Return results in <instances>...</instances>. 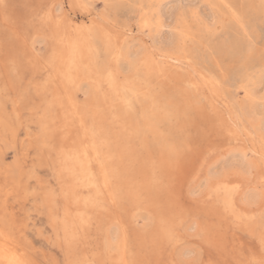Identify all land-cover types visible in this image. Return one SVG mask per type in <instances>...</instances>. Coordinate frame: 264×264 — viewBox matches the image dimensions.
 I'll return each mask as SVG.
<instances>
[{"label":"rangeland","instance_id":"rangeland-1","mask_svg":"<svg viewBox=\"0 0 264 264\" xmlns=\"http://www.w3.org/2000/svg\"><path fill=\"white\" fill-rule=\"evenodd\" d=\"M263 1L0 0V241L26 264L264 260V200H256L264 192ZM71 38L87 49L89 75L63 84L55 53ZM144 49L173 57L186 79L148 87ZM111 79L135 86L131 108L120 109ZM145 93L160 107L143 102ZM66 124L88 147L101 145L91 171L105 166L108 149L122 155L106 192L81 175L71 182L61 154ZM120 238L121 249L108 253Z\"/></svg>","mask_w":264,"mask_h":264},{"label":"bare ground","instance_id":"bare-ground-1","mask_svg":"<svg viewBox=\"0 0 264 264\" xmlns=\"http://www.w3.org/2000/svg\"><path fill=\"white\" fill-rule=\"evenodd\" d=\"M74 1H78V0H74ZM264 2V1H263ZM62 5H63V3H61ZM61 5V6H62ZM55 16V15H54ZM69 17V16H68ZM53 18V17H52ZM54 19V18H53ZM52 21V20H51ZM47 22V21H46ZM66 22L68 23V21L66 20ZM48 23V22H47ZM63 25H66V24H63ZM57 26V25H56ZM67 26V25H66ZM65 26V27H66ZM44 28V27H43ZM57 28V27H56ZM93 28H94V26H93ZM90 29L89 30V34L90 35H92V36H100L97 32H96V30L95 29ZM67 29V28H66ZM41 31V30H40ZM53 32H54V35H55V30H52ZM186 34V33H185ZM188 34V33H187ZM54 37H56V36H54ZM100 37H102V36H100ZM103 38V40L105 41V43H106V46L107 47H110L111 46V43H110V40L106 37V38H104V37H102ZM120 38V37H119ZM83 39V38H82ZM56 41V40H55ZM138 41V40H137ZM53 42V41H52ZM129 43V42H128ZM52 45V44H51ZM114 45V44H113ZM60 47H58L57 48V51H56V53H55V57H56V60H57V72H58V74H59V76L60 77H62L61 78V80H62V82H63V84H66L67 83V81H69V79L70 78H73V79H75V80H78L79 78H84V77H87L88 75H89V73H88V64H89V58L87 57V52H86V47H84V45H82V43L80 42V40H76V39H74V38H71V39H68V40H66V42L64 41V42H62L61 41V43H60V45H59ZM125 46V45H124ZM124 46H122L123 48H124ZM113 47V46H112ZM182 47V46H181ZM152 48V47H151ZM126 49V48H125ZM131 49V48H130ZM142 49H143V47H142ZM121 50H123V49H121ZM127 50V49H126ZM29 51V50H28ZM125 51V50H124ZM143 51V50H142ZM144 51H145V49H144ZM125 52H128V51H125ZM125 52H123V53H125ZM154 52V51H153ZM26 53V52H25ZM122 53V54H123ZM131 53V52H130ZM158 53V52H157ZM156 52H155V54L154 53H148L147 51H145V53H144V55H142V56H145V65H146V76H147V82H148V87H151L152 85H153V83H154V81H157V80H159V79H164V78H169V79H172V80H176V81H179L180 79H181V81L183 80V79H186V76H187V72H185V74L186 75H183V73L181 72L182 71V69H181V67L180 66H178V65H176L175 63H177V62H174L173 63V61H174V58L173 57H171V56H162V55H160L159 53V55L157 54ZM32 54V53H31ZM143 54V53H142ZM140 55L141 54H139V57H140ZM123 56V55H122ZM96 57V56H95ZM138 57V58H139ZM36 58V57H35ZM43 58V57H42ZM137 59V58H136ZM176 59V58H175ZM119 60V59H118ZM140 60V59H139ZM138 60V61H139ZM136 61V60H135ZM176 61H178V60H176ZM179 61H181V60H179ZM120 63V62H119ZM132 63V62H131ZM179 63V62H178ZM39 64V63H38ZM180 64H183V62L181 63L180 62ZM184 64H186V63H184ZM183 64V66H186V65H184ZM2 65V64H1ZM131 65V64H130ZM5 66V65H4ZM10 66V65H9ZM110 66V65H109ZM11 67V66H10ZM40 68V67H39ZM99 68V67H98ZM105 68H107V67H105ZM130 68H131V66H130ZM183 68V67H182ZM13 69V68H12ZM30 69V68H29ZM29 69H28V71H29ZM103 69V68H102ZM186 69V68H185ZM184 69V70H185ZM188 69V68H187ZM115 70V69H114ZM121 70V69H120ZM189 70V69H188ZM13 71V70H12ZM51 71V70H50ZM49 71V72H50ZM99 72V71H98ZM124 72V71H123ZM13 73V72H12ZM115 73V72H114ZM51 74V73H50ZM91 74V73H90ZM105 74H106V72H105ZM59 76H58V79H59ZM97 76V75H96ZM131 77V76H130ZM28 79V78H27ZM98 79V78H97ZM52 80V79H51ZM188 80H189V77H188ZM199 80V79H198ZM2 81H3V79H2ZM1 81V82H2ZM7 81V80H6ZM59 81V80H58ZM6 84V83H5ZM11 84H12V82H11ZM56 84L58 85V83L56 82ZM60 85V84H59ZM83 85V84H82ZM81 85V86H82ZM111 85H112V89H113V92L115 93V95H116V97L118 98V99H122V105L120 106V109H122V110H124V109H126V108H131L132 106H133V104L131 103V98H130V94L131 93H133L134 92V88H135V86H132V87H126V86H123V85H120V84H118L117 83V81H115V80H112L111 79ZM168 85H169V83H168ZM191 85V84H190ZM15 86V85H14ZM84 86V85H83ZM83 86H82V88L81 89H83ZM105 86H106V84H105ZM8 87V86H7ZM80 87V86H79ZM166 87V86H165ZM164 86H163V88H165ZM181 87H182V85H181ZM187 87V86H186ZM191 87V86H190ZM57 88H58V86H57ZM188 88V87H187ZM65 89V88H64ZM80 89V90H81ZM157 89V88H156ZM169 89V88H168ZM194 89V88H193ZM207 89V88H206ZM14 90H15V88H14ZM55 90V89H54ZM60 90V89H59ZM145 90V89H144ZM188 90V89H187ZM186 90V91H187ZM209 90V89H208ZM84 91H85V89H84ZM195 91V90H194ZM62 92H63V90H62ZM137 92H140V90H137ZM191 92V91H190ZM59 93H60V91H59ZM85 93V92H84ZM158 93V92H157ZM175 93V92H174ZM178 93V96H179V92H177ZM106 94V93H105ZM195 94H197V93H195ZM63 95V94H62ZM75 95V94H74ZM5 96V95H4ZM39 96V95H38ZM77 96V95H76ZM108 96V95H107ZM143 96H144V99H143V102L145 101L147 104H150L151 106H156V107H160V102L157 100V99H153L151 96H150V94L149 93H145V94H143ZM196 96H199V95H196ZM201 96V95H200ZM169 97V96H168ZM167 97V98H168ZM199 98V97H198ZM67 99V98H66ZM76 99V98H75ZM189 99H192V98H189ZM175 100V99H174ZM188 100V99H187ZM100 99L99 98H95L94 99V101L91 103V106L93 107V109H94V111H95V116L96 117H98L99 115H100V109H101V106H100ZM170 101V100H169ZM186 101V100H185ZM191 101V100H190ZM199 101V100H198ZM202 101V100H201ZM200 101V102H201ZM207 101H208V99H207ZM22 102V101H21ZM61 102V101H60ZM68 104H70V105H74V102H73V100H72V97H68ZM103 102V101H102ZM176 102V100L174 101V103ZM205 102V101H204ZM62 103V102H61ZM199 103V102H198ZM203 103V102H202ZM207 103V102H206ZM63 104H65V103H63ZM204 104V103H203ZM37 105V104H36ZM177 105V104H176ZM195 105V104H194ZM42 106V105H41ZM78 106V105H77ZM136 106V105H135ZM164 106V105H163ZM207 106H208V104H207ZM73 107H75V105L73 106ZM184 107V106H183ZM70 108V107H69ZM148 108V107H147ZM151 108V107H150ZM177 108V107H176ZM217 109L219 108V107H216ZM16 110V109H15ZM141 110V109H140ZM143 110V109H142ZM150 110V109H149ZM221 110H223V109H221ZM41 111V110H40ZM93 111V112H94ZM150 111H152V109L150 110ZM181 111V110H180ZM205 111V110H204ZM56 112H57V110H56ZM61 112H62V110H61ZM160 112V111H159ZM172 112V111H171ZM207 112H209L210 113V111H207ZM218 112H219V110H218ZM222 111H220V113H221ZM227 112V111H226ZM225 112V113H226ZM229 112V111H228ZM139 113V112H138ZM151 113V112H150ZM20 114V113H19ZM72 114V113H71ZM146 114V113H145ZM29 115V114H28ZM208 115V114H207ZM41 116V115H40ZM84 116V115H83ZM173 116V115H172ZM208 116H213V115H208ZM227 116H228V114H227ZM226 116V117H227ZM1 117V116H0ZM58 117H60L61 118V116H58ZM57 117V118H58ZM77 117V116H76ZM79 117V116H78ZM177 117V116H176ZM188 117V116H187ZM189 117L191 118V115H189ZM223 117V119L225 118V116H222ZM83 118V117H82ZM232 118H234V117H232ZM63 120H65L64 118H62ZM95 119V118H94ZM215 119V118H214ZM227 119V118H226ZM231 119V118H230ZM235 119V118H234ZM9 120V119H8ZM21 120V119H20ZM25 120V119H24ZM48 121H49V119H47ZM62 120V121H63ZM185 120H187L186 118H185ZM57 121V120H56ZM62 121H60L61 123H62ZM179 121H181V120H179ZM225 121V120H224ZM231 121V120H230ZM237 121V120H236ZM59 122V123H60ZM172 122V121H171ZM192 123L194 122V120L193 121H191ZM227 122H228V120H227ZM174 122H172L171 124H173ZM56 124H57V122H56ZM23 125V124H22ZM58 125V127L57 128H60L59 127V125L60 124H57ZM72 125V124H71ZM230 125L232 126H234L235 125V121H231L230 122ZM56 126V125H55ZM61 126V125H60ZM67 128H66V135L69 137V139H68V141H66V140H63V142L66 144V145H64V144H61V154H62V157H63V161L65 162V164L67 165V171H68V176H69V178H70V180H71V182L72 181H74V178H75V176L76 175H81V177L82 178H84V180L85 181H87V183L89 184V186H92V187H94V188H96L95 190H96V192L97 193H101L104 189H108V176L110 177V175L112 174L114 177L116 176V174H118V170L120 169V168H116V166H114L113 165V161L115 160L114 158H116V156H114L113 157V155L112 154H110L109 153V149L106 151L107 152V155L104 157V160H105V162L106 163H104V165L105 166H97V168H98V170H90V164H91V161L93 160V159H95V161H97V159L99 158H97V152H99V151H97V149L99 148V146H101V145H97V143L96 142H94V145H91L90 147H88L87 145H86V141H84L85 139H83V138H78V137H75V132H74V128H72V126H70L69 127V125L68 124H66L65 125ZM169 126H171V125H169ZM237 126V125H236ZM77 127H79L78 125H77ZM177 127V126H176ZM14 128V127H13ZM183 128V127H182ZM77 129H79V128H77ZM133 129H135V128H133ZM89 130V129H88ZM62 131V130H61ZM78 132V131H77ZM81 133V132H80ZM140 133V132H139ZM162 133V132H161ZM88 134V133H87ZM91 134V133H90ZM61 135H62V132H61ZM61 135H59V136H61ZM92 135V134H91ZM116 135V134H115ZM135 135V134H134ZM142 135V134H141ZM54 136H56L57 137V135H54ZM15 137V136H14ZM136 137H138V136H136ZM62 138V137H61ZM64 138V137H63ZM114 138L115 137H113V140H114ZM58 139V138H57ZM56 139V140H57ZM23 140V139H22ZM88 140V139H87ZM164 140V139H163ZM58 141V140H57ZM90 141V140H89ZM122 141V140H121ZM124 141H126V140H124ZM52 142H53V139H52ZM146 142V141H145ZM50 143H51V141H50ZM57 143H59L60 144V142H57ZM104 144V145H106L107 146V140H104V141H101V144ZM123 143V142H122ZM136 143H137V141H136ZM54 144V143H53ZM58 145V144H57ZM88 145H89V143H88ZM41 147V146H40ZM44 147V146H43ZM130 147V146H129ZM139 147V146H138ZM141 147V146H140ZM55 148V147H54ZM60 147L58 146L57 147V149H59ZM173 148V147H172ZM24 149H26V148H24ZM42 149V148H41ZM45 149V148H44ZM91 149V152L89 151ZM249 149V148H248ZM43 150V149H42ZM178 150H180V149H178ZM251 150V149H250ZM25 151V150H24ZM150 151V150H149ZM104 152V151H103ZM140 152V151H139ZM178 152V151H177ZM179 153V152H178ZM140 154V153H139ZM152 155V154H151ZM243 155V154H242ZM40 156V155H39ZM45 157V156H44ZM43 157V158H44ZM47 157V156H46ZM167 157V156H166ZM171 157H173V156H171ZM263 157V156H262ZM118 158L119 159H121L122 158V155L120 154V152H118ZM125 157H123V159H124ZM151 158H152V156H151ZM174 158V157H173ZM101 159V158H100ZM100 159H98V160H100ZM117 159V158H116ZM119 159H117V160H119ZM126 159V158H125ZM101 160H103V159H101ZM167 160V159H166ZM94 161V162H95ZM119 162V161H118ZM117 162V163H118ZM146 162V161H145ZM167 162V161H166ZM100 163H101V161H100ZM121 163V162H120ZM119 163V164H120ZM167 163H169V162H167ZM175 163V162H174ZM250 163V162H249ZM93 164V163H92ZM91 164V165H92ZM124 164H126V163H124ZM123 164V165H124ZM245 164H247V163H245ZM62 165V164H61ZM96 165V164H95ZM117 165V164H116ZM121 166H123L122 164H120ZM137 165V163H135V166ZM126 166H128V165H126ZM45 167V166H44ZM57 167V166H56ZM146 167H149V166H146ZM152 167V166H151ZM247 167H252L251 166V164H247ZM246 167V168H247ZM97 168H95V169H97ZM125 168V167H124ZM128 168V167H127ZM31 169V168H30ZM94 169V168H93ZM131 169V168H130ZM166 171V170H165ZM122 172H123V169H122ZM121 172V173H122ZM126 172H127V169H126ZM168 172V171H167ZM210 172V171H209ZM120 173V174H121ZM125 174V173H124ZM136 175V174H135ZM135 175L133 176V178L135 177ZM144 175V174H143ZM121 176L122 175H120V178H121ZM125 176V175H124ZM129 177L131 176V175H128ZM128 176H127V178H128ZM137 177V176H136ZM140 177V176H139ZM138 177V178H139ZM147 177V176H146ZM158 177V176H157ZM116 178V177H115ZM119 180V179H118ZM110 181V180H109ZM208 181V180H207ZM38 182V181H37ZM115 182V181H114ZM118 182V181H117ZM116 182V183H117ZM160 182V181H159ZM111 183V182H110ZM121 183H124L123 181L121 182ZM162 183V182H161ZM73 184H74V182H73ZM119 184V183H118ZM127 184V183H126ZM160 184V183H159ZM117 186V185H116ZM115 188V187H114ZM57 189V188H56ZM81 189V188H80ZM5 190V189H4ZM39 190V189H38ZM43 190V189H42ZM163 190V189H162ZM105 191V190H104ZM255 191H258V190H255ZM81 192H82V189H81ZM80 192V193H81ZM106 192V191H105ZM251 192V191H250ZM104 193V192H103ZM251 193H253V192H251ZM257 193V192H256ZM259 193H262V192H259ZM105 194V193H104ZM166 194V193H165ZM247 194H249V193H247ZM258 194V193H257ZM106 195V194H105ZM124 195V194H123ZM160 195V194H159ZM250 196H252L253 197V195H254V193H253V195L252 194H249ZM248 195V196H249ZM259 195V194H258ZM258 195H254L255 196V198H256V196H258ZM125 196V195H124ZM161 197V196H160ZM245 197V196H244ZM251 197V198H252ZM102 198V197H101ZM106 198V197H105ZM247 198V197H246ZM245 198V199H246ZM255 198H254V200H255ZM4 199V198H3ZM35 199V198H34ZM59 199V198H58ZM247 200V202L249 203V202H251L252 201V199H251V201H250V199L248 198V199H246ZM253 200V201H254ZM256 200H257V198H256ZM252 201V203H256V201L255 202H253ZM258 201V200H257ZM106 202V201H105ZM108 202H109V199H108ZM126 202V201H125ZM143 202V201H142ZM160 202L162 203V201L160 200ZM102 203H103V201H102ZM124 203V202H123ZM230 204H231V202H229ZM110 204V203H109ZM94 205H96V204H94ZM106 205H108V204H106ZM113 205V204H112ZM1 206V205H0ZM64 206V205H63ZM129 206V205H128ZM225 206V205H224ZM66 207V206H65ZM115 207V206H114ZM161 207V206H160ZM219 207V206H218ZM233 207V206H232ZM71 208V207H70ZM68 209V208H67ZM72 209V208H71ZM75 209H77L78 211H80L81 209H82V202H78L77 204H76V208ZM161 209V208H160ZM166 209V208H165ZM214 209V208H213ZM73 210V209H72ZM88 210V209H87ZM103 210V209H102ZM156 210V209H155ZM163 210V209H162ZM226 210V209H225ZM93 211V210H92ZM91 211V212H92ZM127 211H129V209L127 210ZM131 211V210H130ZM147 211V210H146ZM99 212H100V210H99ZM105 212V211H104ZM113 212V211H112ZM153 212V211H152ZM213 212H215V211H213ZM226 212V211H225ZM89 213V212H88ZM149 213V212H148ZM73 214H75V213H73ZM106 214V213H105ZM116 214V213H115ZM114 214V215H115ZM158 214V213H157ZM161 215V214H160ZM164 215H165V211H164ZM215 215V214H214ZM219 215V214H218ZM217 216V215H216ZM109 217V216H108ZM154 217V216H153ZM224 217V216H223ZM223 217H221V218H223ZM228 217V216H227ZM243 217V216H242ZM88 218V217H87ZM220 218V217H219ZM225 218V217H224ZM92 219V218H91ZM117 219V218H116ZM47 222V221H46ZM147 222H148V219H147ZM130 223V222H129ZM74 224V223H73ZM149 224H151V223H149ZM113 225V224H112ZM146 225H148V224H146ZM117 227H118V225H117ZM116 227V229H118V231H120L119 230V228H117ZM79 228V227H78ZM84 228V227H83ZM126 227H124V229H125ZM128 228V227H127ZM130 228V227H129ZM129 228H128V230H129ZM112 230V229H111ZM107 231H110V229L108 230L107 229ZM132 232V231H131ZM110 233V232H109ZM117 233V232H116ZM116 233H114V234H116ZM129 232H127L126 234H128ZM65 234V233H64ZM82 234V233H81ZM87 234V233H86ZM111 234V233H110ZM109 234V237L111 236L112 237V235H110ZM118 234V233H117ZM118 236H119V234H118ZM115 237V236H114ZM117 237V236H116ZM115 237V238H116ZM128 237V236H127ZM147 237V236H146ZM106 238V237H105ZM123 238V237H122ZM118 239V238H117ZM116 239V240H117ZM127 239V238H126ZM128 239H129V237H128ZM127 239V240H128ZM115 240V239H114ZM115 240V241H116ZM4 241V240H3ZM3 241H0V259H4L5 260V262H6V264H26L25 263V260H24V258L23 257H21L22 255H20L19 254V252L17 251V249L15 248H13V246H12V248H11V246H9V244L6 242V244H5V241H4V244H2L1 242H3ZM7 241V240H6ZM82 241V240H81ZM87 242V241H86ZM109 242H111L110 240H109ZM113 242V241H112ZM109 243V245H108V253H114V252H116L117 250H119V249H121L120 248V246H121V242H122V240H121V238H120V240L118 241V243ZM129 242V241H128ZM127 242V243H128ZM10 243V242H9ZM60 243V242H59ZM130 243V242H129ZM128 243V244H129ZM103 244V243H102ZM63 245H65V244H63ZM83 245V244H82ZM19 246V245H18ZM99 246V245H98ZM134 246V245H133ZM17 247V246H16ZM79 247V246H78ZM130 247V245L128 246V248ZM137 248V247H136ZM70 249V248H69ZM141 249V248H140ZM80 250H81V248H80ZM101 250H102V248H101ZM132 250V249H131ZM64 251H65V248H64ZM85 251H86V249H85ZM103 251V250H102ZM124 251V250H123ZM127 251V250H126ZM128 251H129V249H128ZM69 252V251H68ZM72 252V251H71ZM81 252V251H80ZM106 252V253H107ZM131 252H133V251H131ZM130 252V254H133V253H131ZM82 253V252H81ZM100 253H101V251H100ZM104 253V252H103ZM75 254V253H74ZM73 254V255H74ZM125 254V253H124ZM127 254V253H126ZM70 255V254H69ZM72 255V256H73ZM77 255V254H76ZM101 255V254H100ZM103 255V254H102ZM101 255V256H102ZM134 255H136L135 253H134ZM123 256V255H122ZM126 256V255H125ZM127 256H128V254H127ZM103 257V256H102ZM124 257V256H123ZM132 257V256H131ZM69 258V257H68ZM73 258V257H72ZM71 258V260H73ZM75 258V257H74ZM140 258V257H139ZM89 259V258H88ZM87 259V260H88ZM120 259V258H119ZM124 259V258H123ZM130 259V258H129ZM143 259V258H142ZM93 260V259H92ZM95 260V259H94ZM125 260V259H124ZM28 261V260H27ZM77 261V260H76ZM86 261V260H85ZM98 261V260H97ZM87 262V261H86ZM95 262V261H94ZM106 262V261H105ZM108 262V261H107ZM130 262V261H129ZM74 263V262H73ZM78 263V262H77ZM125 263V262H124ZM131 263H133V262H131ZM28 264V263H27ZM107 264V263H106ZM135 264V263H134ZM247 264V263H246Z\"/></svg>","mask_w":264,"mask_h":264},{"label":"snow or ice","instance_id":"snow-or-ice-1","mask_svg":"<svg viewBox=\"0 0 264 264\" xmlns=\"http://www.w3.org/2000/svg\"><path fill=\"white\" fill-rule=\"evenodd\" d=\"M257 199L264 200V192H262V193L257 197ZM259 264H264V260H261V261L259 262Z\"/></svg>","mask_w":264,"mask_h":264}]
</instances>
